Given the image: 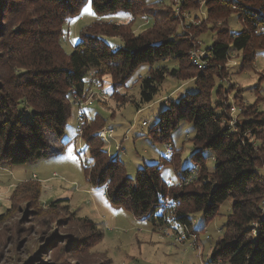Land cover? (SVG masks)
I'll list each match as a JSON object with an SVG mask.
<instances>
[{"label":"trees","instance_id":"obj_1","mask_svg":"<svg viewBox=\"0 0 264 264\" xmlns=\"http://www.w3.org/2000/svg\"><path fill=\"white\" fill-rule=\"evenodd\" d=\"M88 1L0 0V164L24 165L54 151L49 136L61 139L65 134L73 113L71 100L83 93L90 70L99 76L111 74L117 88L126 85L143 63L153 65L158 60L174 58L180 66L189 65L188 52L193 46L184 35H175L173 30L135 34L127 25L108 22L99 28L94 23L81 31L73 51L65 52L60 41L63 25L78 15ZM90 1L97 13L104 14L118 10L135 13L143 9L147 0ZM196 4V0H185L183 6L195 8ZM205 6L210 19L238 13L245 27L238 32L219 30L202 56L206 67L199 68L196 90L170 98L150 130L155 139L173 144L172 132L180 122L193 124V165L177 172L186 176L198 165L196 181L168 188L161 173L162 160L146 164L135 177L129 176L118 152L108 159L100 128L84 131L94 161L92 168L85 170L90 171V182L98 189L108 183L110 202L124 206L134 217L161 223L172 219L191 230L193 214L204 212V220L210 221L232 197L225 234L216 242L210 262L264 264V174L258 145L252 141L264 129V114L256 112L232 126L220 100L213 99V94L217 95L216 67L227 62L233 50L248 52L255 37L264 41V0H206ZM168 14L170 22L176 21L175 13ZM113 37H120L122 45L115 46ZM169 75L183 76L178 69H172ZM166 77L164 68H150L140 83L141 103L154 100ZM209 157L214 160L213 169L207 165ZM39 194L40 186L36 184L35 197ZM167 196L175 204L174 211L162 205ZM80 221L90 232L71 239L72 248L88 249L103 239L104 233L93 220Z\"/></svg>","mask_w":264,"mask_h":264},{"label":"rangeland","instance_id":"obj_2","mask_svg":"<svg viewBox=\"0 0 264 264\" xmlns=\"http://www.w3.org/2000/svg\"><path fill=\"white\" fill-rule=\"evenodd\" d=\"M184 1L147 0L143 9L135 13L118 10L99 14L89 0L78 15L63 25L60 41L67 53L73 51L80 32L94 23L98 28L107 22L124 24L135 34L173 30L175 35H184L192 43L193 48L188 52L191 66H180L174 58L158 60L153 65L143 63L126 85L117 88L111 74L99 76L95 70L87 73L83 93L71 100L73 113L61 142L54 134L49 136L56 151L24 165L0 164V264H212L211 253L225 234L234 202L232 197L210 221L204 220V212L193 214V230L179 226L172 219L161 223L136 218L124 206L112 204L103 187L98 189L90 182L88 170L94 161L84 139L85 129L91 132L100 128L101 132L113 128L112 138L100 135L104 149L109 160L121 149L119 158L131 177L146 164L162 160L163 177L176 184L181 176L177 171L193 165L195 128L190 121H181L173 130L174 152L169 156L165 154L168 142L155 139L150 130L159 121L170 98L196 90L194 82L199 67L194 59L206 53L219 30L238 32L245 25L238 13L210 19L206 0H196L195 8L183 6ZM169 12L175 13L176 21L168 20ZM111 39L115 46L122 45L120 37ZM151 67L164 68L167 77L154 100L141 103L140 83ZM172 69H178L183 76H170ZM214 71L217 95L212 96L222 103L230 125L235 126V122L255 116L256 112L264 114V41L261 37L254 38L246 53L231 51L227 62ZM184 76L188 78L183 79ZM81 111L87 117L82 124L78 118ZM75 120L76 131L72 129ZM144 121L148 124L143 125ZM80 125L81 134L78 133ZM252 141L258 145L264 174V129ZM213 161L209 157V169H213ZM86 167L89 169L85 170ZM195 181L196 178L189 184ZM36 184L40 186V194L35 197ZM59 199H68V202L58 203ZM80 218L93 220L104 233L103 239L88 249L72 248L69 242L90 232ZM52 242L55 244L51 245Z\"/></svg>","mask_w":264,"mask_h":264},{"label":"built area","instance_id":"obj_3","mask_svg":"<svg viewBox=\"0 0 264 264\" xmlns=\"http://www.w3.org/2000/svg\"><path fill=\"white\" fill-rule=\"evenodd\" d=\"M194 63L200 68V69H203V68H205L206 67V63H205V61L202 59V55L201 56H199V57H197V58H195L194 59ZM78 118H79V120H80V122H81V124H82V122H85V119L87 118L86 117V115H85V113H84V111H81V114H79L78 115ZM80 124V123H79ZM148 124V122L147 121H144L143 122V125H147ZM81 125L79 126V129H78V133L79 134H81L80 133V131H82L81 130ZM113 128H110V129H104V130H102L101 132H100V135H102L103 137H111L112 138V134H113ZM118 151V153L120 152V150L121 149H117ZM174 152V146H173V144L172 143H170V142H168V144L166 145V151H165V154H167L168 156L169 155H172V153ZM196 172H198V174L197 175H194V173H196ZM199 172H200V166H198V165H195L193 168H192V170L190 171V173L188 174V175H186V176H180V178H179V181H177L176 182V184L177 185H186V184H189L190 183V181H192L194 178H196L198 175H199ZM173 181H168V183H167V186H168V188H171L173 185L174 186H177ZM103 189L105 190V191H107L108 190V185L107 184H105V186L103 187ZM105 196H107V194H105ZM162 205L164 206V207H169V208H171V210L172 211H174L175 210V204L172 202V200H171V198L169 197V196H167V197H165V199H164V201H163V203H162Z\"/></svg>","mask_w":264,"mask_h":264},{"label":"crops","instance_id":"obj_4","mask_svg":"<svg viewBox=\"0 0 264 264\" xmlns=\"http://www.w3.org/2000/svg\"><path fill=\"white\" fill-rule=\"evenodd\" d=\"M75 128L74 127H72V129H74L75 131L77 130V127H76V125H77V122H76V120H75ZM60 142H61V139H60ZM52 146V145H51ZM52 149H53V147H52ZM55 149V148H54ZM54 151H56V150H54Z\"/></svg>","mask_w":264,"mask_h":264},{"label":"bare ground","instance_id":"obj_5","mask_svg":"<svg viewBox=\"0 0 264 264\" xmlns=\"http://www.w3.org/2000/svg\"><path fill=\"white\" fill-rule=\"evenodd\" d=\"M170 181V180H169Z\"/></svg>","mask_w":264,"mask_h":264}]
</instances>
